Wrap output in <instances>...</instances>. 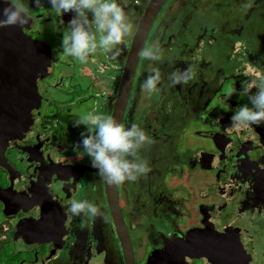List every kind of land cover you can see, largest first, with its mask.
Returning a JSON list of instances; mask_svg holds the SVG:
<instances>
[{
	"label": "flooded vegetation",
	"instance_id": "1",
	"mask_svg": "<svg viewBox=\"0 0 264 264\" xmlns=\"http://www.w3.org/2000/svg\"><path fill=\"white\" fill-rule=\"evenodd\" d=\"M23 2L31 21L21 33L51 47V67L32 94L39 99L33 126L0 150V264H127L106 183L89 157L77 159L74 146L86 128L73 120L114 115L137 25L116 61L98 49L81 64L59 54L65 13ZM173 3L171 22L160 24L159 15L146 44L158 43L164 59L141 58L123 122L154 141L140 153L151 171L118 186L135 262L264 264V122L239 129L230 122L240 106H251L241 82L264 76V0L241 14L227 0ZM50 25L60 37L54 43L43 35ZM189 66L193 78L173 86L170 73ZM153 67L162 78L159 93L149 95L142 85ZM230 79L232 91H225ZM81 199L100 205L106 219L82 223L68 213Z\"/></svg>",
	"mask_w": 264,
	"mask_h": 264
},
{
	"label": "clouds",
	"instance_id": "2",
	"mask_svg": "<svg viewBox=\"0 0 264 264\" xmlns=\"http://www.w3.org/2000/svg\"><path fill=\"white\" fill-rule=\"evenodd\" d=\"M57 13H74L61 41L62 53L86 64L89 57L102 49L116 61L125 38L134 29L128 12L119 0H48ZM36 8L41 0H33ZM252 0H246L242 10L251 7ZM6 6L0 7V29L29 25L30 7L23 0H3ZM139 55L146 60L161 62L164 50L158 43L145 45ZM191 66L175 69L169 75L173 86L187 84L193 78ZM162 73L158 67L151 69L142 87L149 94L159 93L158 85ZM255 89V91H253ZM241 95L248 97L249 103L240 106L230 117L233 128H248L264 122V76L241 82ZM75 127L83 125L82 141L74 146L77 159L90 158L91 167L98 170V176L109 185L119 186L125 182H135L149 173L147 159L140 155L142 149L154 143L147 132L136 123L125 126L112 115L90 112L73 120ZM81 148L83 151H81ZM67 212L83 218L106 219L101 206L87 199L72 200Z\"/></svg>",
	"mask_w": 264,
	"mask_h": 264
},
{
	"label": "water",
	"instance_id": "3",
	"mask_svg": "<svg viewBox=\"0 0 264 264\" xmlns=\"http://www.w3.org/2000/svg\"><path fill=\"white\" fill-rule=\"evenodd\" d=\"M51 6L48 0H41ZM169 0H149L139 21L123 66L121 87L113 117L124 122L137 69L140 50L162 9ZM33 2V0H32ZM6 6L0 0V7ZM72 14L65 13L69 22ZM52 49L42 41H34L21 33L19 27L0 29V150L5 151L16 136L28 132L34 124L39 99H34L39 75L48 74ZM110 209L119 228L127 264H136L133 246L119 204L118 186L106 183Z\"/></svg>",
	"mask_w": 264,
	"mask_h": 264
},
{
	"label": "rangeland",
	"instance_id": "4",
	"mask_svg": "<svg viewBox=\"0 0 264 264\" xmlns=\"http://www.w3.org/2000/svg\"><path fill=\"white\" fill-rule=\"evenodd\" d=\"M123 1H128V0H123ZM173 1L174 0H170L169 1V3L164 7V9L162 10V12L160 13V18H159V23L160 24H162L163 25V23H167L168 21L169 22H171V20H172V17H174V14H175V9L173 8ZM261 1V0H260ZM263 1V0H262ZM149 2V0H147V2H145V4H147ZM227 2H229L228 4H232V7L233 8H231V10L232 11H236V14H241L244 10H242V5L246 2V0H241L240 2H239V0H227ZM143 3V1L141 0L139 3H136V2H132V3H128V4H123L122 6L125 8V11L126 12H128L129 13V15H130V17H131V19H132V22H133V24H134V27H136V25L139 23V21H140V16H141V14L142 13H140V5ZM134 7H137L138 9H136V10H134L135 8ZM142 12V11H141ZM48 13H53V10L52 9H50V12H48ZM226 16H229V14L228 15H226ZM160 19L163 21V22H160ZM216 22H218L219 23V18H217L216 20H215ZM230 21V20H229ZM157 24H158V21H157ZM156 24V25H157ZM225 25H227L226 23H224V26ZM49 27H51L50 29H49V32L50 33H43V35L44 36H46L45 38L47 39V40H49L51 43H54V41H55V39L56 38H60L59 37V35H57V34H55L54 33V31H53V26H49ZM156 27V26H155ZM68 31H69V27H68ZM224 33H226L225 32V28H224ZM224 35V34H223ZM52 37H53V39H52ZM128 41L130 40V39H127ZM127 42V41H126ZM119 48H120V51H123V48L125 47V43L123 42L121 45H119L118 46ZM60 55H61V57H63L62 55H64L63 53H59ZM59 55V56H60ZM65 58V57H64ZM57 62H58V60H57ZM55 63V66H54V68H56V71H58L59 69H60V63ZM98 67H100V65L98 66ZM148 67H150V66H148ZM102 70H103V68H102ZM106 74H107V72H106ZM105 74V75H106ZM106 79H107V77H106ZM232 83H234V79H230V80H228L227 82H226V84H225V88H224V90L225 91H232V88H231V85H232ZM215 100L216 99H214L213 100V102H211V106L212 105H214L215 104ZM216 105H218L217 103H216ZM185 179H183L182 180V182H180L179 184H185V186H187V185H189V187L188 188H190V189H192L191 188V185H195V183L194 182H192L191 184H190V182L189 181H187V180H185ZM177 181H178V179H177ZM145 235V234H144ZM142 236L143 237V239H144V242H148V240H151V237H150V235H149V237H147L146 235L145 236Z\"/></svg>",
	"mask_w": 264,
	"mask_h": 264
},
{
	"label": "crops",
	"instance_id": "5",
	"mask_svg": "<svg viewBox=\"0 0 264 264\" xmlns=\"http://www.w3.org/2000/svg\"><path fill=\"white\" fill-rule=\"evenodd\" d=\"M141 1V0H140ZM143 1V0H142ZM119 2L123 5H125V4H128L129 2L130 3H132V2H134V0H128L127 2L126 1H123V0H119ZM139 24V23H138ZM138 24H137V27H138Z\"/></svg>",
	"mask_w": 264,
	"mask_h": 264
},
{
	"label": "trees",
	"instance_id": "6",
	"mask_svg": "<svg viewBox=\"0 0 264 264\" xmlns=\"http://www.w3.org/2000/svg\"><path fill=\"white\" fill-rule=\"evenodd\" d=\"M135 1V0H134ZM140 1V0H139ZM145 9V8H144ZM144 9L142 10V13L144 12ZM132 33L126 37V39H128L129 37H131Z\"/></svg>",
	"mask_w": 264,
	"mask_h": 264
},
{
	"label": "bare ground",
	"instance_id": "7",
	"mask_svg": "<svg viewBox=\"0 0 264 264\" xmlns=\"http://www.w3.org/2000/svg\"><path fill=\"white\" fill-rule=\"evenodd\" d=\"M138 1V3L140 2L139 0H135L134 2Z\"/></svg>",
	"mask_w": 264,
	"mask_h": 264
},
{
	"label": "built area",
	"instance_id": "8",
	"mask_svg": "<svg viewBox=\"0 0 264 264\" xmlns=\"http://www.w3.org/2000/svg\"><path fill=\"white\" fill-rule=\"evenodd\" d=\"M136 3H138V1H136Z\"/></svg>",
	"mask_w": 264,
	"mask_h": 264
}]
</instances>
